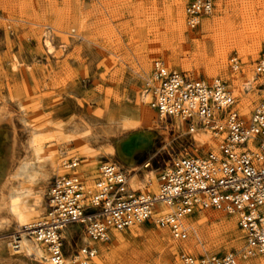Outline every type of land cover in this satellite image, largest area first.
Masks as SVG:
<instances>
[{
	"label": "rangeland",
	"instance_id": "rangeland-1",
	"mask_svg": "<svg viewBox=\"0 0 264 264\" xmlns=\"http://www.w3.org/2000/svg\"><path fill=\"white\" fill-rule=\"evenodd\" d=\"M95 1L0 0V168H9L5 175L14 181L11 185L22 189L19 194L23 203L35 212L33 221L42 220L48 211L50 187L66 171L61 166L63 157H77L80 161L77 172L88 180L96 175L100 165L117 164L131 176H138L136 189L153 193L152 182L157 186L160 171L175 159L218 148L220 136L200 125L190 131L187 121L160 117L149 106L145 89L154 61L162 60L168 68L193 79L221 78L234 93L237 107L245 116L264 99V74L256 69L264 56V0H215L213 11L202 15L195 27L187 22V0ZM177 7L183 13V31L175 26ZM206 21L220 24L207 28ZM216 28L239 33L244 44L231 42L233 47L229 45L222 67L212 75L207 65L194 62L192 51L197 44L205 46L208 58L214 59L212 36ZM47 39L54 45L51 51ZM233 58L237 68L231 61ZM143 110L149 118H144ZM142 123L157 128L153 129L149 146L134 153L138 169L131 171L112 149L118 137ZM202 134L205 140L197 138ZM33 139L43 151L37 159L32 155ZM90 148L93 153L87 155L92 151ZM24 161L30 166L22 173L23 177L13 176L15 168ZM10 188L5 186L0 192L4 203L9 200ZM159 207L165 209V205ZM203 213L222 214L236 229H223L211 236L210 231L216 228L207 221L200 225L203 231L199 236L192 223ZM185 225L188 236L184 240L175 239L167 227L151 223L114 230L104 243L107 250L101 251L97 244V254L92 258L81 255L80 248L93 242L80 225L69 226L67 229L73 232L71 241L63 236L67 263L76 260L80 264H96L102 257L107 264H131L129 260L137 264H181L180 253L185 249L196 257L234 252L238 264L264 258V253L247 256L245 232L235 213L211 207L196 209L185 219ZM0 228V242L8 240L15 244L11 234L17 227L6 207L0 210ZM116 232L123 237L118 243ZM153 232L166 233L165 249L154 241L155 248L142 261L125 251L128 238L137 234L141 246L143 237ZM28 238L38 244L32 235L28 234ZM40 245L48 254L45 245ZM20 263L30 264L0 254V264Z\"/></svg>",
	"mask_w": 264,
	"mask_h": 264
},
{
	"label": "built area",
	"instance_id": "built-area-1",
	"mask_svg": "<svg viewBox=\"0 0 264 264\" xmlns=\"http://www.w3.org/2000/svg\"><path fill=\"white\" fill-rule=\"evenodd\" d=\"M214 1L187 0L188 24L195 27L202 15L211 13ZM231 61L237 68L235 58ZM256 69L264 74V56ZM145 95L160 117L179 118L190 124V131L200 125L220 136L218 148L175 159L160 171L157 193L133 187L131 173L117 164L100 165L88 180L77 172V157H63L66 171L50 187L48 211L30 235L45 245L54 264H80L66 263L65 227L80 225L93 242L81 247L80 253L92 258L98 242L108 241L114 230L137 224L167 227L175 239L184 240L185 219L196 209L211 207L237 214L248 255L264 253V99L245 116L221 78L193 79L162 60L154 61ZM160 201L165 209H160ZM180 261L238 264L234 252L196 257L181 251Z\"/></svg>",
	"mask_w": 264,
	"mask_h": 264
},
{
	"label": "bare ground",
	"instance_id": "bare-ground-1",
	"mask_svg": "<svg viewBox=\"0 0 264 264\" xmlns=\"http://www.w3.org/2000/svg\"><path fill=\"white\" fill-rule=\"evenodd\" d=\"M176 11H177V17H178V19L176 18L177 19V23H175V26L177 28H179V29L182 30L183 29V18H182L183 17V13H182L181 9L178 8V7L176 8ZM210 21L204 22V24H205L204 26H206L207 28H211V27H214L215 28L216 26H218L220 24V22H218V21H215V23H211ZM212 21H214V20H212ZM214 30H215V32H213L214 35L211 33L213 35L212 36L213 37L212 39L215 42V48L214 49H215V52L216 53H214V54H216V57L214 59H212V58L209 59L208 58V54H207V49L205 48V46H200L197 43H196L197 45H196L194 51H192L193 52V58L195 60L194 62L199 61L200 63L207 65V68L210 69L209 70V74H212V75L213 74H217L218 70L222 67V63L225 61V59L227 57L226 56L227 50H229L228 47L231 44V42L235 43L236 45H240V46H242L244 44V37L243 36L240 37L239 33L237 34V33L232 32V31H230V32H224L222 30V28H219V29L216 28ZM45 42H46V44H47V46H48V48H49L50 51L54 49V45L51 43L52 41H50V40L47 39ZM202 44H203V42H202ZM230 46H232V44ZM186 58H185V60H186ZM189 58H191V57H189ZM252 60H253V58H252ZM141 61H142V59H141ZM180 61H182V60H180ZM143 63H144L145 66L147 65V59H146V57H144ZM186 64H189V63H186ZM234 79H235V77H234ZM246 85H247V83H246ZM245 87H248V85L245 86ZM129 93H130V91H129ZM133 103H136V102H133ZM143 116L146 119L149 118V115H148L147 111L143 110ZM2 119H4V118H1V120ZM147 125H149V126H147ZM147 125H145L143 123L142 124H139V126H136L135 129L129 131L125 136L122 135V136L118 137V139H117V141L115 142V145H114L115 148L112 149V152H115L116 155L119 157V159L123 163H125L131 171H135V170L138 169V166L136 165V162L134 160V153L136 151L142 149L144 146H149V144H150V142H151V140L153 138V135H154L153 134V129L154 128H157L155 125H151L150 123H147ZM197 138L199 140H205L203 134L200 135V137H197ZM211 141H213V140H211ZM214 141H213V143H214ZM32 143L34 144L33 145V148H32V155L33 156H36V159H37V158L41 157L40 155L42 154L43 151H42V149L38 145L37 146L35 145V139H33ZM209 145H211V144H209ZM88 152L89 153H87V155L88 154H91L90 152L93 153V150L92 151H88ZM95 154H96V152H95ZM52 156H53V154L51 155V157ZM32 160H34V159H32ZM34 162H36V161H34ZM30 164H33V162L30 163ZM28 165H29V162H27V161L26 162L24 161L22 164L18 165L15 168V170H14V175L13 176H16V177L17 176H21V177H23L22 176V173H24L26 170H28L26 168ZM86 165H88V164H86ZM90 165H92V164H90ZM36 168L37 167H35V169ZM5 169L6 170H3V168H0V192H2V189L5 186H9V185L11 186V188H10V191L11 192H10V195H9V200L6 203L3 202L2 195L0 194V210L3 209L4 207H6V209H7L8 213H9L11 219L14 221V223H15V225L17 227V230L11 234V237L17 243V245H15L14 242H13V244H12V242L10 243V241H8V240L7 241H4V242L3 241L0 242V254L3 255V256L7 255V256H9L11 258H16V259L23 260V261H27V262L29 261L30 264H54V262L50 259L49 255L43 250V248L41 247L40 243L34 244L28 238V234H31L32 233V229L34 227H36L37 225H39V221L40 220L39 221H33L32 220V218L35 216L34 210L30 209L29 206H27V205H25L23 203V201H22V195L19 194V191L22 190V189L19 190L17 187L11 185V183L14 182V181H12L11 178L8 177V175H5V173L8 172L7 170L9 168H5ZM37 172H39V171H37ZM25 176H26V174H25ZM11 177H12V175H11ZM32 181H30V182H32ZM131 181H132V184H133L134 187H136L137 185H139L138 176H131ZM22 182H24V181L22 180ZM22 184H20V185H22ZM151 185H152L151 190H153L154 193L155 192L157 193L158 190H157L156 184H154L152 182ZM16 186H18V185H16ZM24 186H25V183H24ZM12 191H15V193H13ZM23 192H25V191H23ZM25 194H27V193H25ZM26 196H28V195H26ZM160 205L164 207V202L160 201ZM207 221L212 222V225L216 228V229L214 228L215 229L214 232H211L210 231V235L211 236H213V235L216 236V234L221 233L220 231L223 230V229L233 230L234 227H235L234 223L232 221L226 219L225 216H223L222 214H219V213H214V214H212V213H203V214L198 215L196 221L194 223H192V227L194 228V230L196 231V233H198L199 236L202 234V231H203V229L201 231V229L199 228L200 225L202 223H204V222H207ZM67 228L68 227H65L63 229L62 235L65 238H67V240L71 241V237L73 236V232L70 231V230H68ZM137 232H140V231L138 230ZM114 236H115V243H118V242H120L123 239V237L118 232L114 233ZM136 236H137V234H135L132 237L128 238L129 239V243L127 244L126 247H124V249H126L125 251L129 252L131 255H134L139 261L140 260L141 261L142 260H146L148 254L150 253V250H152V248H155L154 247V241L158 243V246H159L160 249H165L166 248V243L165 242H166V239L168 237V236H166V233H162L160 235H157L155 232H153V233H151V234H149L147 236H144L143 237L144 241L141 244V246H139V244L137 242ZM149 236H152V238L151 237L150 238H147ZM230 238H231V236H230ZM104 243L105 242H98V247L100 248L101 251H106L107 250V246ZM192 245L193 244H191V246ZM197 245H198V243H197ZM184 246H186L187 248L190 249V247L188 246V243H184ZM184 246H183V248H184ZM191 249H192V247H191ZM246 254H247V252H246ZM247 256H249V255H247ZM67 260L68 259L66 258V261ZM129 261L131 262V264H137L138 263L137 261L136 262H132V260H129ZM107 263H108V261L107 260H104L102 257H100L96 261V264H107ZM248 263L249 264H264V258H259L257 260H251Z\"/></svg>",
	"mask_w": 264,
	"mask_h": 264
},
{
	"label": "crops",
	"instance_id": "crops-1",
	"mask_svg": "<svg viewBox=\"0 0 264 264\" xmlns=\"http://www.w3.org/2000/svg\"><path fill=\"white\" fill-rule=\"evenodd\" d=\"M172 118V117H171Z\"/></svg>",
	"mask_w": 264,
	"mask_h": 264
}]
</instances>
